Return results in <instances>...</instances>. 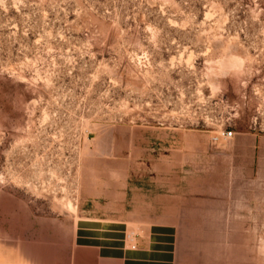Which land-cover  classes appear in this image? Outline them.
Wrapping results in <instances>:
<instances>
[{"label":"rangeland","instance_id":"obj_1","mask_svg":"<svg viewBox=\"0 0 264 264\" xmlns=\"http://www.w3.org/2000/svg\"><path fill=\"white\" fill-rule=\"evenodd\" d=\"M167 181L176 264H264V0H0V264Z\"/></svg>","mask_w":264,"mask_h":264},{"label":"crops","instance_id":"obj_2","mask_svg":"<svg viewBox=\"0 0 264 264\" xmlns=\"http://www.w3.org/2000/svg\"><path fill=\"white\" fill-rule=\"evenodd\" d=\"M253 161L259 162L255 153ZM174 195L169 182L164 193L139 192L134 204L125 192L94 194L89 199V216L81 217L75 225L73 248L78 264H176L178 214L174 212ZM130 225L147 226L144 233L135 234L132 246L128 245Z\"/></svg>","mask_w":264,"mask_h":264},{"label":"built area","instance_id":"obj_3","mask_svg":"<svg viewBox=\"0 0 264 264\" xmlns=\"http://www.w3.org/2000/svg\"><path fill=\"white\" fill-rule=\"evenodd\" d=\"M233 136V132H225L223 131L221 133V135L219 136H215L213 138L214 142H222V141H226V140H230Z\"/></svg>","mask_w":264,"mask_h":264},{"label":"bare ground","instance_id":"obj_4","mask_svg":"<svg viewBox=\"0 0 264 264\" xmlns=\"http://www.w3.org/2000/svg\"><path fill=\"white\" fill-rule=\"evenodd\" d=\"M67 205L69 206L70 209H73V206H72V204L70 202H68Z\"/></svg>","mask_w":264,"mask_h":264}]
</instances>
